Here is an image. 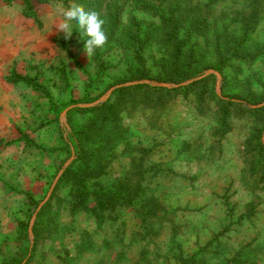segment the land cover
Segmentation results:
<instances>
[{"label":"rangeland","instance_id":"374dc122","mask_svg":"<svg viewBox=\"0 0 264 264\" xmlns=\"http://www.w3.org/2000/svg\"><path fill=\"white\" fill-rule=\"evenodd\" d=\"M153 1L179 6L185 17L196 13L212 23L214 33L236 29L253 10L252 0ZM74 2L102 17L121 5L122 24L129 17L151 21L134 10L129 0L33 2L39 22L23 15L21 0L12 4L0 0V264L22 259L28 247L32 259L23 264H182L193 255L198 256L195 264H264V177L250 173L247 158L255 154L258 142L264 145V111H244L264 108V54L251 62H237L243 69L237 82L227 72L224 78L210 68L203 72L215 75L206 102L210 109L199 106L191 95L169 97L149 91L124 110L121 123L127 129L126 141L150 151L143 162L144 193L163 203L170 222L155 225V233L144 238L131 212L96 220L85 213L71 215L63 203L59 232L34 246V237L26 229L64 165L74 158L63 150V139L69 134L68 113L58 115L54 110L84 96L89 80L73 59L90 72L94 84L89 94L97 100L110 89L120 88L112 85L128 69L124 51L113 45L103 49L105 66L96 74L92 54L83 51L79 34L68 39L59 32V11ZM261 17L252 35L254 47L264 43V10ZM13 71L36 77L48 96L24 84L8 83ZM214 95L244 104L233 110L231 131L223 138L214 135L219 119ZM72 119L80 122L82 118L75 114ZM22 137L56 151L37 149L21 141ZM122 149L118 147V158L107 171L104 183L108 186L129 169L130 158L121 154ZM59 182L60 178L50 195L56 209L57 197H69L68 186L56 190ZM249 206L254 212L251 218L246 216ZM85 233L91 237L89 245L83 242Z\"/></svg>","mask_w":264,"mask_h":264},{"label":"trees","instance_id":"16d2710c","mask_svg":"<svg viewBox=\"0 0 264 264\" xmlns=\"http://www.w3.org/2000/svg\"><path fill=\"white\" fill-rule=\"evenodd\" d=\"M2 1L12 4L15 0ZM21 1L24 4L23 15L39 22L33 9V2L48 4L53 0ZM252 1L251 14L240 19L243 24L240 22L236 29H225L219 33L212 32V23L206 19L201 20L196 13L190 12L188 17L182 16V12L178 11L179 6L176 9L170 8L164 2L129 0L132 8L149 17L150 22L137 21L134 17H129L127 22L122 24L120 21L123 9L121 5H115L112 10L107 11L103 16L106 20L105 32L108 38L104 48L113 45L120 46L125 53V65L128 68L126 74L112 87L132 81L172 83L178 87L167 89L152 87L144 83L122 86L116 88L111 97L101 105L91 108H73L67 111L69 134L68 139H63L65 146L63 150H67L70 156L73 154L74 158L62 173L56 190L58 191L61 185L68 186L69 197L65 200L57 197V209L52 203L54 197L52 200L49 198L40 208L32 229L34 246L46 236L51 237L59 232V212L63 203V208L68 209L71 215L85 213L96 220L114 219L119 212H131L137 226L144 232V238L155 233V225L161 226L164 222H170L163 203L157 197L147 196L144 193L143 182L146 169L143 162L150 151L126 141L127 129L121 123L122 114L128 103H134L133 101L137 103L136 97L146 96L149 91L164 92V96L169 97H176L180 94L191 95L197 100L199 106L210 109L206 102L212 95L211 85L215 80V75H205L203 72L210 68L223 78L227 72L231 74L233 82H237L238 76L243 71L237 62H251L259 54H264V43L262 46L254 47L252 36L260 25L264 0ZM234 30L241 32L237 35ZM104 48L96 50L91 57L95 73L98 75L102 73V68L105 66ZM73 61L76 68L86 75L89 82L85 86V93L81 99L55 106L54 110L58 115L71 106L92 104L98 99L91 98L89 94L94 84L90 72L75 59ZM7 82L15 86L24 84L31 90L48 96L45 87L36 77L21 75L13 71L8 76ZM214 97L218 103L219 116L214 135L223 138L231 131L233 110L237 107L243 108L244 104L229 96L214 95ZM244 111L262 114L264 108ZM75 114L82 118L80 122L72 119ZM21 141L49 153L56 151L55 148L38 146L25 137H22ZM119 146L123 147L121 154L129 156L130 166L123 177L117 179L114 185L108 186L104 183V179L112 162L118 158ZM254 149L255 154L247 157L250 160V173H261L264 177V145L258 142ZM18 192L27 196L22 191ZM252 209V206H249L246 213L248 218L254 214ZM90 238V235L85 233L83 242L89 245ZM30 248L25 249L22 259H10L4 264H23L27 258L30 261L32 259ZM197 257L193 255L188 260H182V264H195ZM236 264L240 262L237 261Z\"/></svg>","mask_w":264,"mask_h":264},{"label":"clouds","instance_id":"9594fccd","mask_svg":"<svg viewBox=\"0 0 264 264\" xmlns=\"http://www.w3.org/2000/svg\"><path fill=\"white\" fill-rule=\"evenodd\" d=\"M58 30L68 39L78 33L83 44V51L90 56L107 43L105 32L106 20L95 10H86L79 3H72L59 11Z\"/></svg>","mask_w":264,"mask_h":264},{"label":"water","instance_id":"95a60500","mask_svg":"<svg viewBox=\"0 0 264 264\" xmlns=\"http://www.w3.org/2000/svg\"><path fill=\"white\" fill-rule=\"evenodd\" d=\"M209 73H212V72H209ZM214 73V72H213ZM208 74V73H207ZM147 84V85H151V86H156V87H161V88H167V89H172V88H176L178 87V85H170V84H164V83H151V82H148V81H144V82H135V83H127V84H124V85H120V87L122 86H132V85H137V84ZM118 87H114L112 89H110L101 99L97 100L96 102L92 103V104H86V105H74V106H71L69 107L68 109H66L62 115H65L67 113L68 110L70 109H73V108H91V107H96L98 105H101L102 103H104L105 101H107V99L109 98L110 94ZM73 158H71L63 167V169L61 170V172L59 173L58 177L56 178L55 180V183L53 185V187L50 189L48 195L46 196L45 198V201L43 202V204H45L48 199L50 198V195L54 189V186L55 184L57 183L58 179L60 178L61 174L64 172V170L69 166L70 162L72 161ZM40 208V207H39ZM37 216V212L35 213V215L33 216L31 222H30V225H29V228H28V234H29V237L31 239H33V233H32V229H33V224H34V221H35V218Z\"/></svg>","mask_w":264,"mask_h":264}]
</instances>
